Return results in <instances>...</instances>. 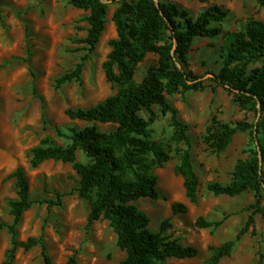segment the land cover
<instances>
[{
    "label": "rangeland",
    "instance_id": "374dc122",
    "mask_svg": "<svg viewBox=\"0 0 264 264\" xmlns=\"http://www.w3.org/2000/svg\"><path fill=\"white\" fill-rule=\"evenodd\" d=\"M177 3L196 18L212 4L228 10L222 22H215L223 30L243 29L251 18L264 21V8L256 0H164ZM119 6L109 1L107 21L102 36L92 52L80 42L87 35L90 10L79 9L70 0H0V264H5L6 251L11 246L9 226L13 223L9 201L18 196L16 178L18 167L26 171L33 205L23 213L17 226V239L41 238L53 264H66L76 254L80 264H120L126 253L117 244V234L106 219L88 222L91 199L79 193L80 175L73 165L60 160H47L39 167L30 164L31 150L43 139L57 145L71 143L70 128L82 129L92 122L72 119L69 108H89L116 93L121 85L108 80L104 62L117 37L112 19ZM223 36L194 39L187 54L189 69L202 76L206 88L169 96L179 117L188 125L190 149L200 178L197 202H191L183 177L176 173L180 153L188 148L184 142L173 140L170 113L152 106L157 118L150 126V139L170 154L163 166H157L149 156L144 163L148 172L158 177L160 197L140 198L134 203L150 218L149 229L158 232L162 222L169 219L164 232L183 245L197 247L193 258H170L169 264H209L210 246L234 238L246 223L255 202L252 191L238 196L215 195L207 189L210 182L229 183L239 160L250 157L253 148L250 132L239 131L225 150H215L205 136L213 120L235 124L239 121L255 123L261 113L253 107L242 108L233 93L218 86L213 72L223 64ZM83 62L82 81L56 87V80ZM158 62V54L150 52L139 63L135 80L140 81L151 65ZM253 62L250 67L257 65ZM141 115L149 118V111ZM100 129L112 130L115 125L97 122ZM264 141V135H259ZM78 160L89 158L78 150ZM61 204L49 206V200ZM183 202L187 212L174 213L172 204ZM264 204V202H263ZM225 219L218 227H199L197 220ZM264 214L255 213V223L237 242L233 253L219 264H264ZM14 264H45L42 245L30 250L18 247Z\"/></svg>",
    "mask_w": 264,
    "mask_h": 264
},
{
    "label": "trees",
    "instance_id": "16d2710c",
    "mask_svg": "<svg viewBox=\"0 0 264 264\" xmlns=\"http://www.w3.org/2000/svg\"><path fill=\"white\" fill-rule=\"evenodd\" d=\"M110 0H70L79 9L90 10L87 35L80 40L89 52L98 44L105 29ZM119 6L112 19L116 25L117 37L111 41L112 49L104 62L109 81L121 85L120 89L100 103L89 108H69L67 115L72 119L92 122L82 129L70 128L71 143L67 146L55 144L49 138L33 147L30 164L39 167L47 160H60L73 165L80 175L79 193L91 199L92 206L88 222L106 219L117 234V244L126 256L120 264H169L170 258L186 259L198 255L192 245H183L177 238L165 235L170 226L169 219L162 222L160 231L149 229V216L134 203L149 197L158 199V177L148 172L145 162L163 166L170 154L159 143L150 139V126L157 115L153 105L163 113H170L173 122V140L184 142L188 148L180 153L176 173L184 180V187L191 202L198 200L200 178L195 169L188 125L179 117L169 96L190 90H204L202 76L189 69L187 54L198 36H223V64L213 72V80L233 93L234 101L246 108L253 107L260 112L255 123L239 121L235 124L213 120L205 136L206 142L215 150H225L239 131L249 130L253 148L250 157L239 160L235 165L229 183L213 181L207 189L215 195L238 196L252 191L255 202L245 209H252L246 223L237 235L219 245H211L209 264H219L230 256L237 242L255 223V213L264 214V21L249 19L240 30H223L215 22H222L228 10L212 4L194 18L187 9L177 3L164 0H113ZM207 2L208 0H200ZM264 8V0H256ZM150 52L158 54V62L151 65L140 81L135 73L140 62ZM256 62L257 65L250 67ZM83 62L75 69L56 80V87L65 83L82 81ZM149 111V118L141 115ZM97 122L114 124L110 131L99 128ZM81 150L89 158L78 160ZM16 178V199L10 200L13 223L9 226L12 235L11 246L6 251L5 264H14L18 247L30 250L42 245L45 264H53L41 238L29 237L26 241L17 239L16 228L23 213L34 203L30 195V183L23 167H18ZM57 200H49V206L60 205L62 195ZM174 213L187 212L183 202L172 204ZM229 215L218 221L197 220L199 227H218ZM264 261V254H261ZM66 264H80L76 254L69 257Z\"/></svg>",
    "mask_w": 264,
    "mask_h": 264
}]
</instances>
